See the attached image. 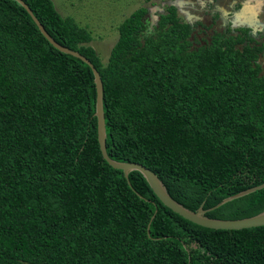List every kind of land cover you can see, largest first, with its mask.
I'll use <instances>...</instances> for the list:
<instances>
[{"label": "trees", "instance_id": "1", "mask_svg": "<svg viewBox=\"0 0 264 264\" xmlns=\"http://www.w3.org/2000/svg\"><path fill=\"white\" fill-rule=\"evenodd\" d=\"M23 1L99 72L109 157L143 164L208 217L264 210V188L215 207L264 182L262 47L221 34L193 47L173 6L145 34L142 6L118 25L103 64L91 32L52 0ZM95 101L90 67L55 48L16 0H0V264H264V225L200 226L139 171L110 166Z\"/></svg>", "mask_w": 264, "mask_h": 264}, {"label": "water", "instance_id": "2", "mask_svg": "<svg viewBox=\"0 0 264 264\" xmlns=\"http://www.w3.org/2000/svg\"><path fill=\"white\" fill-rule=\"evenodd\" d=\"M18 3H20L25 10L28 12V14L31 16L32 20L37 25L40 32L43 34V36L58 50L61 52L73 55L82 61H84L91 69L93 73V80L95 84L96 89V101H95V112L94 115L97 119V140L99 143V148L101 151L102 158L113 168L120 169L123 171L124 176L127 178L128 173L130 171L136 170L139 171L148 184L150 185L151 189L155 193V195L159 198V200L168 208H170L175 213L179 214L183 218L198 224L203 227L212 228V229H226V230H237V229H243V228H250V227H257L264 225V210L253 215L250 217H244V218H238V219H216L211 218L205 215V210L203 209L202 205H200L196 210L192 211L186 207H184L182 204L178 203L176 200H174L169 193L167 192L163 182L158 178V176L151 171L149 168L144 166L141 163L137 162H120L112 159L109 157L106 151V133H105V123H104V113H103V86L102 81L99 75V72L94 67V65L82 54L75 50H71L67 47H64L57 43L45 30L43 25L39 22V20L33 15L31 9L27 6V4L23 0H16ZM254 5H248L244 4L238 12H236L234 19L243 16L245 22L239 23L241 25H247L248 27H251V20L250 17H248V12L252 11L253 16L260 10L262 0H254ZM251 9V10H250ZM264 188V182L247 188L245 190H242L234 195L228 196L224 199H222L215 207L222 205L225 202H228L230 200H233L235 198L241 197L243 195H246L248 193H251L255 190Z\"/></svg>", "mask_w": 264, "mask_h": 264}, {"label": "flooded vegetation", "instance_id": "3", "mask_svg": "<svg viewBox=\"0 0 264 264\" xmlns=\"http://www.w3.org/2000/svg\"><path fill=\"white\" fill-rule=\"evenodd\" d=\"M168 4L166 7L173 6L178 23L189 26L188 39L192 42L193 47L199 45L211 44L217 35L241 36L245 43L251 46L262 47L260 53L255 59L260 65L261 73L263 64L261 57L264 54V19L258 21L259 11L253 16L252 11L248 12L251 20V27L247 25L236 26L235 24L245 22L244 19H234L235 12L244 4L254 5V0H165ZM255 7V5H254ZM147 9V8H146ZM146 14V13H145ZM145 16V15H144ZM159 19L151 27L143 30L145 34H153L159 28ZM209 36L206 38V34ZM251 39V40H250Z\"/></svg>", "mask_w": 264, "mask_h": 264}, {"label": "rangeland", "instance_id": "4", "mask_svg": "<svg viewBox=\"0 0 264 264\" xmlns=\"http://www.w3.org/2000/svg\"><path fill=\"white\" fill-rule=\"evenodd\" d=\"M52 2L62 16L72 17L80 26L91 32L92 39L89 45L95 49L103 64L107 62L111 47L118 38L117 27L126 17L143 6L147 8L143 21L147 27H151L159 16L165 13L168 4L165 0H52ZM258 13V21L261 22L264 19V0ZM208 36L209 33L205 37ZM261 62L264 74V54Z\"/></svg>", "mask_w": 264, "mask_h": 264}, {"label": "bare ground", "instance_id": "5", "mask_svg": "<svg viewBox=\"0 0 264 264\" xmlns=\"http://www.w3.org/2000/svg\"><path fill=\"white\" fill-rule=\"evenodd\" d=\"M250 10H251V9H250ZM250 12H251V11H250ZM237 19L240 20V19H244V18H243V16H239V17H237ZM243 22H244V21H243ZM241 23H242V22H241Z\"/></svg>", "mask_w": 264, "mask_h": 264}]
</instances>
